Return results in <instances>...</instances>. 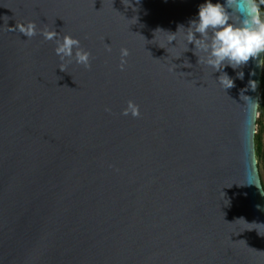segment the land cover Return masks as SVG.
<instances>
[{"label": "water", "instance_id": "obj_1", "mask_svg": "<svg viewBox=\"0 0 264 264\" xmlns=\"http://www.w3.org/2000/svg\"><path fill=\"white\" fill-rule=\"evenodd\" d=\"M203 2L0 0V264H264L263 54L198 63L184 35ZM29 21L31 39L8 30ZM44 30L79 38L91 69L61 71Z\"/></svg>", "mask_w": 264, "mask_h": 264}, {"label": "clouds", "instance_id": "obj_2", "mask_svg": "<svg viewBox=\"0 0 264 264\" xmlns=\"http://www.w3.org/2000/svg\"><path fill=\"white\" fill-rule=\"evenodd\" d=\"M264 0H205L199 5L196 18L189 22L185 31L184 39L188 45L195 47L197 62L210 67L214 72H220L226 66L233 69L241 68L250 60L258 59L264 54ZM19 30L27 39L38 34L35 22L29 21L26 25L9 27V31ZM46 41H52L56 46L55 54L61 61L59 67L65 71V62L72 63L73 60L86 69H91L92 54L81 46L79 38L65 33L59 36L56 30H44L39 33ZM173 41L175 37H172ZM106 51L111 52L110 44L106 43ZM130 55L127 48L120 49L121 71L125 69L127 57ZM238 78L243 79L241 71ZM220 76V75H219ZM220 83L225 89L234 86V80L227 73L223 72ZM258 82L250 80L248 88L256 91ZM247 91V88L245 89ZM252 108L255 111V118L260 120L264 112L260 111L261 106L253 101ZM105 111H111L105 108ZM121 115H131L139 118L141 113L139 105L129 100L127 106L122 110ZM255 131V127L253 129Z\"/></svg>", "mask_w": 264, "mask_h": 264}, {"label": "trees", "instance_id": "obj_3", "mask_svg": "<svg viewBox=\"0 0 264 264\" xmlns=\"http://www.w3.org/2000/svg\"><path fill=\"white\" fill-rule=\"evenodd\" d=\"M262 10H264V6H262ZM258 104L261 106L260 111L264 112V54L262 62ZM255 154L257 159L259 176L264 189V116H262L260 120L256 119Z\"/></svg>", "mask_w": 264, "mask_h": 264}]
</instances>
